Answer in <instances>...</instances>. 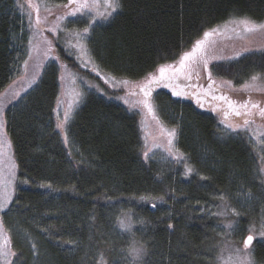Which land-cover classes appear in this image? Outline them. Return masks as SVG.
Returning a JSON list of instances; mask_svg holds the SVG:
<instances>
[{
	"label": "trees",
	"instance_id": "obj_1",
	"mask_svg": "<svg viewBox=\"0 0 264 264\" xmlns=\"http://www.w3.org/2000/svg\"><path fill=\"white\" fill-rule=\"evenodd\" d=\"M122 3L119 14L95 32L90 49L101 70L132 80L142 79L159 64L177 60L203 31L233 16L247 15L264 22V0ZM28 56L29 33L17 2L0 0V93L23 74ZM61 57L76 72L100 81L88 70L78 71L76 60L64 49ZM215 64L214 77L240 85L254 74H264V52ZM88 92L83 108L69 127L72 147L65 145L55 127L61 112L56 110V68L46 71L41 84L7 112L18 183L29 181L26 187L19 183L11 212L3 217L5 225L21 232L13 238L19 261L34 263V242L40 256L37 264H82V260L101 264V255L103 264H123L119 262L121 249L128 248L131 237L117 227L116 221L122 213L130 212L134 222H145L135 236L149 245L146 264H209L214 258L213 246L222 240L215 229V219L203 215L199 207L218 204L220 200L214 198L218 194L228 196L230 190L236 192L237 184H249L257 149L243 135L234 134L227 142L219 140L220 123L212 112L199 108L192 99L175 100L169 89L158 88L155 95L161 105L171 107L169 102H178L174 114L176 119L184 118L181 130L173 124L179 132L176 147L199 172L185 179L182 172L178 173L180 168L173 173L151 161L143 162V133L135 113L114 99H105L98 89ZM208 98L206 103L211 101ZM81 160L85 163H78ZM201 175L209 179L201 180ZM49 183L52 189L40 187ZM161 195L167 203L156 210L138 204L142 196ZM108 197L111 199L106 203ZM240 222L245 223L237 220ZM168 223L173 224L172 229L167 228ZM58 241H78L79 246L65 250L71 244L60 246ZM254 259L264 264V243L254 249Z\"/></svg>",
	"mask_w": 264,
	"mask_h": 264
},
{
	"label": "snow or ice",
	"instance_id": "obj_2",
	"mask_svg": "<svg viewBox=\"0 0 264 264\" xmlns=\"http://www.w3.org/2000/svg\"><path fill=\"white\" fill-rule=\"evenodd\" d=\"M18 8H20L21 13L23 14L24 8L23 5L19 3V0H16ZM101 0H67L66 4L57 5V7H64L68 9V11L63 16H58L56 18V24L49 28L48 31L52 33H56L61 29V23L66 21L68 18H79V17H87L88 18V26L84 27L82 31H75L73 35L76 37L79 52L81 54H88V49L86 47L85 41L89 38L91 34V30L94 25H96L99 21L110 20L114 14H118L122 8L123 3L122 0H103V5L105 7V11L100 15H97L93 6L100 4ZM28 7L32 11H35V25H39L41 21V17L39 15L40 6L35 3L34 0H27ZM45 10L50 12L47 5H45ZM32 11L28 12V20L29 27L33 28L34 25L32 23ZM46 22V20L44 21ZM232 24L238 25L241 28L240 32H237L236 35L238 38H243L244 34H252V33H264V22L257 21L256 19L244 15L242 17L233 16V18L229 21ZM39 31L38 29L36 30ZM235 31V29H233ZM222 34L219 26L211 27L208 30L203 31L202 37L195 40L192 43L191 48L189 50L183 51V53L179 56V59L176 60L172 64H159L155 71L148 72L145 74L140 80H132L124 77H116V76H105V83H109L111 85L119 84L122 86L125 95L119 96L117 95L115 98L121 100L125 105L128 106V110L135 111L136 115H140L141 113H146L148 116L156 122L157 126L160 128L161 133L166 137L167 146L153 143L151 146H148L147 143L144 144L141 152L143 162L148 164L150 160L155 158V150L161 149L168 154L173 160H178L183 162L184 164V172L183 176L185 179L191 178L194 174L199 175L197 170L188 162V158L184 153L180 151L178 147L175 145L176 137H177V128H167L164 124V121L161 120L160 115L158 114L160 109L156 103L157 97L153 96V93L158 88H166L169 89L171 95L177 98H185L192 99L195 101L196 105L203 109L205 107L206 101L205 98L210 97L211 101H220L225 107L224 109V117L225 120L220 121V123L224 124L225 129L229 130L230 134L235 135H246L248 136L250 141H255L256 143L261 145L262 151H264V125H256L255 117H259L261 120H264V106L261 105L259 101H253L251 96L243 101L233 100L230 96L219 93V89L223 86H227L229 88H233L232 81H223L221 85H217V81L213 78V70L217 67L216 64H213V61L226 59L222 56L214 55L207 44L208 38L213 35ZM31 44V41H29ZM49 43V50H51V41ZM31 51L29 50V58H31ZM243 52L251 51V49L245 47L242 49ZM240 55V53H237ZM45 56H48V53H45ZM234 57H228L227 59H233ZM53 61H58L59 57H52ZM90 63H95L93 58L89 56ZM28 61L25 60L24 64L27 65ZM211 65V67H210ZM43 65H40L42 67ZM96 74L99 76L101 74V69L99 65H96ZM206 74V79L208 81L207 87L205 88L203 84L199 83L201 80V72ZM38 76L33 75L32 78L28 81V88H31L34 84L37 83ZM63 76H61V80ZM195 81V82H194ZM99 90V89H98ZM241 91L245 92H260L264 93V78H262L261 74H254L251 76L250 81L244 82L241 87ZM27 91V89H24ZM219 93V94H218ZM103 94V93H102ZM81 94L77 93L79 97ZM15 98L20 97V92L17 91L14 93ZM127 97H138V99L130 102ZM111 98V97H109ZM60 106L59 97H57V111ZM211 110L216 112L219 110V106H212ZM229 115H233L237 118L241 119L240 123H225ZM69 112L65 111L63 113V119L59 118V113L57 116L56 128L60 130L64 137L65 145H68L69 139L68 134L65 130V126L69 121ZM5 118H4V106L0 104V163L3 161L4 156V148H12L11 140L7 139V133L5 131ZM71 156V152H69ZM83 155V154H81ZM261 161H264V156L260 157ZM78 163H85L84 160L79 161ZM17 165L13 160L9 166L8 176L5 178L2 173V169H0V213H3L8 205L12 203V197L15 195L18 184H17ZM261 173L260 179V187L262 191H264V167L259 169ZM159 180L160 177L158 176ZM201 180H208L207 176H200ZM29 181L24 179L19 181L21 184H27ZM40 187H45L52 189V185L49 184H41ZM55 190V189H53ZM240 195L244 196L246 200H251L253 198V193L249 190L246 193H241ZM221 201V204L218 205L220 211L211 213L212 216L217 217H225L227 218L229 215L231 216H239L240 213L237 209L232 208L226 201V198L223 194H218L217 197ZM110 197L105 201L106 203L110 201ZM142 201L150 202L151 207L153 209L158 207L157 199L161 203H167L164 195L159 197H140ZM201 212L207 211L204 208L200 209ZM133 213L127 212L122 213V217H117L116 224L117 226L127 232L131 237V241L127 249H121V260L123 264H146V258L150 255V248L147 242H141L136 239L135 232L133 231L135 227V223L133 221ZM172 213L169 211L168 216L171 217ZM94 220L95 217L93 216ZM141 226L145 224L143 220L137 221ZM237 226V222L233 220H228L223 224V231L227 234H231ZM217 228L220 225H216ZM168 229L173 228L172 223L167 224ZM45 233H48L49 229H42ZM249 233L247 236L242 238L243 247H238L233 244L230 240H223L214 247L218 250V255L216 257L217 260H223V253L228 252V261L227 264H255L252 259V247L253 242L264 243V222H261L259 227H255V225L251 226L248 229ZM258 236L262 239H257ZM60 246L64 244H71L73 249L79 246L78 241H63L57 242ZM31 250L33 252L34 258H38V248L36 243H31ZM211 251V249H209ZM87 255V253H86ZM20 257L17 251L14 250L13 240L11 236L8 234V230L6 229L5 222L3 216H0V264H17ZM101 264H103V256L100 257ZM82 264H86V261L82 260ZM115 264V262H114Z\"/></svg>",
	"mask_w": 264,
	"mask_h": 264
},
{
	"label": "rangeland",
	"instance_id": "obj_3",
	"mask_svg": "<svg viewBox=\"0 0 264 264\" xmlns=\"http://www.w3.org/2000/svg\"><path fill=\"white\" fill-rule=\"evenodd\" d=\"M34 2L39 4L40 6L39 15L41 17L42 22L39 25H35L36 13L35 11H32L31 9H29L27 0H19V3L23 5V8H24L23 14L21 13L20 8H19V11L23 15L26 21L27 30L29 33V41H31V44L29 43V50L34 49V51H31V58H29L28 56L27 65L25 66L24 64L23 74L20 77L14 79L12 83L8 87H6L4 91L0 93V104L4 106V118L6 121L5 131L7 133V139L11 140L8 134V127H7L8 126L7 125L8 110L10 109L11 106L16 104L23 95L30 94L32 90L36 89L41 84V81H42V78L44 77L45 72L48 71L51 67H54L58 70V73H59V100H60L59 109L61 110V112L59 113V118L62 120L63 113L65 111L69 112L70 118H69L67 125L65 126V130L68 134V139H69V143L67 146L70 145L72 147L73 142L69 134V127L73 123L75 116L83 108L86 102L88 93H89L88 91L99 89L98 91L103 92L101 96H103L105 99L111 97L109 99H114L118 101L119 104H121L123 107L128 109L127 105H125L121 100L115 98L117 95L119 96L125 95V92L122 86L119 84L111 85L109 83H105L104 77L111 76V75L101 70V74L98 76L95 70L96 69L95 63L97 61L95 60L94 64L88 62L89 56L92 57V53H93L92 50L90 49V43L93 40L92 38L95 35V32L101 28L100 25H102L103 27L104 25L109 23L112 18L106 21H103V20L99 21L96 25L93 26L89 38L85 41L86 47L88 49V54L85 55V54H81L79 52L78 47H76L77 40H76V37L73 35V33L75 31H82L84 27H87L88 18L87 17L68 18L66 21L61 23L60 30H58L56 33H52L48 31V29L52 28L57 22L56 18L58 16H63L68 11V9H65L62 6L57 7V5H60V4L54 3L51 0H34ZM45 5H47L48 9H50V12L45 10ZM93 10L97 15H100L101 13H103L105 11L103 0H101L100 4L94 5ZM29 11H32V23L34 25L33 28L29 27V20H28ZM118 14H114L113 18ZM45 20L46 22H44ZM229 21L221 25H218L219 28L221 29L222 34L213 35L208 38L207 44L209 46L210 51L216 56H222L226 58L223 60L213 61V64L226 61L228 60L227 59L228 57H234L233 59H235V58H238L242 55L249 54V53H263L264 52V33L244 34L243 38H238L236 33L241 31L240 26L232 24ZM37 29L39 30L38 32L36 31ZM233 29H235V31H233ZM49 41H51V50H49V43H48ZM245 47L251 49V51L243 52L242 49ZM190 48L191 46L187 50H189ZM62 49L65 50L66 54L69 57L71 58L73 57L74 60H76L75 64L77 65L76 67L78 71L82 69L88 70L95 77L99 78L100 81L97 79L90 80L87 74L82 75V73H78L75 70H73V68L70 67L69 64L62 59L61 57ZM45 53H48L47 57L45 56ZM237 53H240V55H237ZM52 57H59V60L53 61ZM175 61L171 63H167V64H172ZM40 65H43V66L40 67ZM33 75L38 76L37 83L34 84L31 88H28V81L32 78ZM61 76H63L62 80H61ZM261 76L262 78H264V74H261ZM213 78L217 81V85H221L223 81H229L227 79L218 78L214 76ZM246 81H250V78ZM199 83L203 84L205 88L207 87L208 81L206 79V74L203 71L201 72V80L199 81ZM232 83H233V88H229L225 85L219 89V93L226 94L230 96L233 100H237V101H243L247 99L249 96H251V99L254 102L259 101L261 102V105L264 106V93H260L256 91H252V92L241 91L240 87L244 82L240 85H237L234 82ZM24 89H27V91H24ZM17 91L20 92L19 98L14 97V93ZM155 92L153 93V96L157 97L158 95H155L156 94ZM77 93H80L81 95L78 97ZM127 98L129 99L130 102L138 99V97H127ZM174 99L178 101L185 100V98H177V97H174ZM208 99L211 100V98H208ZM156 103L160 109L158 114L160 115L161 120L164 119L165 122L167 123V124L164 123L167 126V128L176 127L173 125V124H176L177 127L181 130V127L183 126L182 124H183L184 118H182L181 116L176 119V116L174 114L175 113L174 108H175L176 103L178 102H175V103L173 101L169 102L171 107H168L167 105H161L158 99H156ZM214 105L219 106V110L216 112H213L211 110L212 106ZM225 107L226 106H224L222 102L220 101H210V103H205V107L203 109L209 112H212L217 117L220 123V121L225 120V117H224ZM135 111H138V109L134 111H130V112L135 113ZM167 115H169L170 117L168 116L167 119H165V116ZM137 116L140 119V124L142 127L143 146L145 143H147L148 146H151L153 143H158L166 147L167 146L166 137L161 133L160 128L157 126L156 122L151 118V116H148L146 113H141L140 115H137ZM255 120H256V125H264V120H261L259 117H255ZM228 122L240 123L241 119L233 115H229L225 123H228ZM56 123H55V127H56ZM178 128H177V136L179 133ZM58 131L60 132L59 129ZM61 135H62V138L64 139L62 133ZM218 135H219L218 137L219 140L223 142L229 141L230 138L234 136V134H230L229 130L225 129L224 124L222 123H220V127H218ZM243 136L247 138V140L250 142L251 145H253L254 148L257 149V154L255 153L256 163L255 161H253V165L250 170V176L248 178L249 184L247 185L237 184L236 192H233L232 190H230L231 192H228V196L225 195V197H229V199L228 198L226 199L227 203L232 208L237 209L240 215L239 216L229 215L227 218L210 215L209 212L215 213V212L220 211V208L218 207V205L221 204V201H219L218 204L212 203V205H204V206L199 207L200 209L204 208L207 210L205 212H202L203 215L209 214L212 218L215 219V225H220L219 228L215 226L216 227L215 229L218 232L221 240L222 239L230 240L233 244L241 248L243 247L242 238L250 234L248 229L253 225H255V227L258 228L260 223L264 222V191H262L260 187V179H259V177L261 176L259 169L261 167H264V161H261L260 157L264 156V151H262L260 144L256 143L255 141H250L248 136L246 135H243ZM236 137L237 136H235L234 139H236ZM175 145H176V141H175ZM13 160L15 161L17 165V161H16L14 151H13V146L11 149L5 146L3 161L2 163H0V169H2V173L5 178H7L8 176L9 166ZM150 161L162 167V169H164L165 171L170 169L171 171L174 170L173 173H175V172H178L177 169L180 168L178 173L181 174L182 172L183 174L184 172L183 162L178 161V160H173L170 156H168V154L163 150V148L156 149L155 158ZM188 162L197 170V168L193 165V163L189 159H188ZM16 173H17V184H18L17 189H18L21 187L19 186V183H18V166H17ZM26 186H27L26 184H22V187H26ZM249 190L253 193V198L251 200H246L244 196L240 194L246 193ZM15 195L12 197V203L8 205L7 209L3 213H0V216L4 217L5 213L11 212V206L15 199ZM156 202L158 204V207L155 209L151 207L150 202H145V201L140 200L138 204L142 206H147L153 210H156L164 206V203H161L159 200H157ZM241 219H243L245 223L244 224H242L241 222L237 223L235 230L231 234H227L223 231V224L226 223L228 220H233L237 222V220L241 221ZM5 226L12 240L13 238L18 237L21 234V232L18 231V229L15 226H10V224L8 223ZM136 227L137 228L133 229L134 232H137L138 230H143V226H141L138 222L136 223ZM121 231L126 235L128 234L127 232L123 230ZM257 239L258 240L262 239L258 236V233H257ZM258 244L259 243L254 241L253 247L251 250L252 259L254 260L255 264H258V263L254 259V249L256 248ZM72 247L73 246L71 245H66V248H63V249L71 250ZM213 250H214L213 252L214 258L210 260L209 264H227L229 253L224 252L222 254L223 260H217L216 257L218 255V250L216 251V248L214 246H213ZM39 258L40 256L38 253V258L33 257L34 259L33 264H37L36 262L39 261ZM119 262L121 263L123 261L119 260ZM17 264H24V263L22 261H18Z\"/></svg>",
	"mask_w": 264,
	"mask_h": 264
},
{
	"label": "water",
	"instance_id": "obj_4",
	"mask_svg": "<svg viewBox=\"0 0 264 264\" xmlns=\"http://www.w3.org/2000/svg\"><path fill=\"white\" fill-rule=\"evenodd\" d=\"M254 243V242H253Z\"/></svg>",
	"mask_w": 264,
	"mask_h": 264
}]
</instances>
